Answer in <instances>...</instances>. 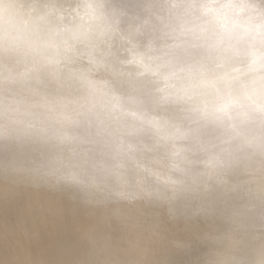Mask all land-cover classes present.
Masks as SVG:
<instances>
[{
  "label": "clouds",
  "instance_id": "obj_1",
  "mask_svg": "<svg viewBox=\"0 0 264 264\" xmlns=\"http://www.w3.org/2000/svg\"><path fill=\"white\" fill-rule=\"evenodd\" d=\"M0 264H264V0H0Z\"/></svg>",
  "mask_w": 264,
  "mask_h": 264
}]
</instances>
